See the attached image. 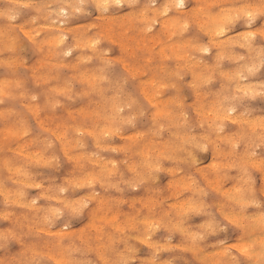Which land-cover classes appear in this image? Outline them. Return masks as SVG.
Listing matches in <instances>:
<instances>
[{"label": "clouds", "instance_id": "clouds-1", "mask_svg": "<svg viewBox=\"0 0 264 264\" xmlns=\"http://www.w3.org/2000/svg\"><path fill=\"white\" fill-rule=\"evenodd\" d=\"M0 264H264V0H0Z\"/></svg>", "mask_w": 264, "mask_h": 264}]
</instances>
